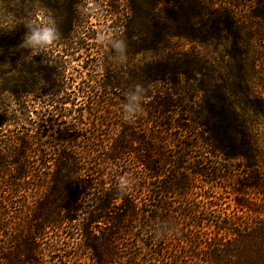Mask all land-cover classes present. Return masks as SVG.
<instances>
[{
    "label": "trees",
    "instance_id": "obj_1",
    "mask_svg": "<svg viewBox=\"0 0 264 264\" xmlns=\"http://www.w3.org/2000/svg\"><path fill=\"white\" fill-rule=\"evenodd\" d=\"M253 13L264 27V9ZM216 14L219 16L212 22L217 37L234 44L243 33L255 38L258 26L252 21L241 26L227 14ZM164 22V18L153 19L154 59L138 83L150 88L148 102L145 99L131 114L133 122L111 124L119 137L110 147L96 144L98 141L88 143L94 147L91 152L103 157L90 160L87 168L67 145L57 149L53 142L42 140L47 135L42 130L44 121L21 119L29 108L24 106L21 92L31 94L28 91L38 83L37 71L29 69L28 76L11 88L17 109L7 116L0 114V124L19 126L25 122L30 130L22 129L30 132L32 139L27 140L18 128L0 141L15 158L10 163L0 159V264H48L55 259L59 264H72L71 259L83 257L89 264H172L168 255L175 240L176 245H182L181 252L190 249L189 256L183 252L188 260L181 256L179 264H264V148L255 142L248 116L244 121L245 109L257 105L249 100L248 91L237 94L233 85L216 96L204 97L203 111L196 119L191 101L169 87L178 85L174 79L182 72L166 53L171 36L164 30ZM249 69L254 70V66ZM48 83V92L60 91L62 77ZM101 87L106 89L105 84ZM104 93L91 102L101 108L91 111L103 110L108 115L109 109L126 103L117 96L122 102L116 104L105 98L113 94ZM61 94L55 93L52 100L41 99L37 115H65L63 106L72 102ZM262 100L256 103L264 114ZM206 108L211 109L210 119L201 115ZM120 116L118 119L122 113ZM99 133L98 128L88 135L98 137ZM169 141H173V148L167 152ZM133 145H137L135 149ZM124 152L136 156L132 164L120 162ZM197 177L203 184L200 213L209 217L208 223L206 218L197 219L198 207L187 200ZM213 185L219 190L231 189L232 198L227 202L214 195ZM170 203H177L183 220L192 219L199 225V238L186 241L185 248ZM232 205L233 215L227 212ZM8 217L14 220L10 227ZM101 221L104 228L92 232L91 225ZM138 225L143 229L144 245L131 233ZM77 246L79 252L71 253Z\"/></svg>",
    "mask_w": 264,
    "mask_h": 264
},
{
    "label": "rangeland",
    "instance_id": "obj_2",
    "mask_svg": "<svg viewBox=\"0 0 264 264\" xmlns=\"http://www.w3.org/2000/svg\"><path fill=\"white\" fill-rule=\"evenodd\" d=\"M262 9L264 0H0V114L7 116L17 109L11 88H16V81L28 76L29 69L37 71L35 76L38 83L28 91L32 96L25 90L20 93L24 98V106L29 107L26 109L28 113L25 112L21 119L36 123L44 121L42 130L47 135L42 140L53 142L57 149H62L61 145H67L75 153L77 160L87 168L90 160L103 157L91 152L94 147L88 143L98 141L96 144L108 148L119 137L117 128H112L111 124L131 123L135 120L131 115L127 117V121L123 116L118 119L122 113L121 106L109 109L108 115L103 110L91 111V108H101L93 107L91 102L104 92L107 95L113 94L112 97L105 98L116 104L127 102L128 94L134 91L135 86L145 76L144 70L154 59L153 19L164 18V30L171 36L167 41L166 53L172 58V62L176 61L178 72H182L174 79L178 85L169 87L175 88L184 99L191 101L196 119L203 111L204 97L216 96L219 90L229 89L233 85L236 87L232 90L237 94L248 91L249 100L257 108L253 109L252 103L253 106L247 108L248 111L245 109L243 120L246 121L248 116L254 130V140L264 148V114L256 103L258 99H263L264 103V27L260 26L261 21L253 13L256 11L257 14ZM216 12L233 17L241 26L252 21L258 26L255 38L249 39L243 33L234 44L221 36L217 37L212 22L219 16ZM46 24L54 25L58 32L57 42L49 47H44L31 38L35 31ZM120 39L126 44V60L112 50V43ZM250 66H254V70H250ZM58 76L62 77V88L60 91L48 92L45 89L48 88V82L54 84L52 81ZM104 84L106 89L101 87ZM61 92L72 102L63 106L66 112L70 113L72 109L69 115L66 112L62 117L55 113L42 117L37 115L43 105L41 99H55V93L62 96ZM117 96L123 100H118ZM9 98L11 103H7ZM145 101L148 102V99ZM201 115L210 119L211 109L206 108ZM142 117L143 114L139 116ZM25 122L19 126L15 123L0 124V141L19 131L18 128H21L20 133L27 136V140L32 139V134L22 129L23 126L27 128ZM106 122H109V127ZM148 127L150 130V125ZM98 128L100 136L88 135ZM50 134L53 138L46 139ZM136 146L133 145L132 148L135 149ZM166 147L167 152L172 151L173 141H169ZM195 156L199 160L198 152ZM134 157V154L124 152L120 156V162L132 164ZM0 159L6 163L15 159L11 153L7 154V148H3L2 144ZM194 183L195 188L187 200L198 207L197 219L206 218L205 223H208L209 217L200 213L203 184L198 177ZM211 190L214 195L221 196L223 201L228 202L232 198L231 189L219 190L213 185ZM170 205L175 210L172 215L179 222V238L184 241L185 248L186 241L191 243L199 238V225H194L192 219L183 220L177 203ZM233 208L232 205L227 211L231 215L235 214ZM21 212L24 218L25 213L23 210ZM13 222L12 217L7 218L8 227ZM103 225L102 221L94 223L91 231L101 230ZM141 229V225L135 226L131 233L140 238L139 245H144ZM11 232L9 230L8 234ZM68 234L70 232L67 230V238ZM133 241L135 240H129ZM176 241H172L173 250L168 255L172 264H179L181 256H184L183 252L188 253L186 256L190 254V249L181 252L182 245H176ZM79 249V246L74 247L71 253H77ZM145 250L143 246L141 251L144 253ZM186 256L182 260H188ZM71 262L89 264L84 257L77 261L73 258ZM59 263L55 259L48 264Z\"/></svg>",
    "mask_w": 264,
    "mask_h": 264
},
{
    "label": "clouds",
    "instance_id": "obj_3",
    "mask_svg": "<svg viewBox=\"0 0 264 264\" xmlns=\"http://www.w3.org/2000/svg\"><path fill=\"white\" fill-rule=\"evenodd\" d=\"M37 43H40L44 47H49L56 43L58 40V32L54 25L46 24L42 26L38 31H35L31 37ZM112 50L114 54L127 59L126 44L123 40H117L112 43ZM150 88L143 87L140 84L135 86L134 91L130 92L127 97V102L122 108V115L125 121L127 117L135 113L138 107H141L143 101L146 99ZM11 98L7 100V103H11Z\"/></svg>",
    "mask_w": 264,
    "mask_h": 264
}]
</instances>
